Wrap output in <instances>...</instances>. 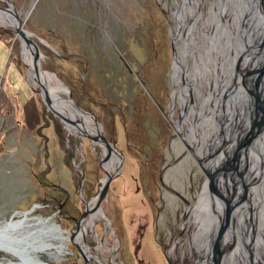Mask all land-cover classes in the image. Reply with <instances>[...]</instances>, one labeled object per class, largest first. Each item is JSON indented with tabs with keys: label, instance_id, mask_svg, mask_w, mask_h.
<instances>
[{
	"label": "rangeland",
	"instance_id": "1",
	"mask_svg": "<svg viewBox=\"0 0 264 264\" xmlns=\"http://www.w3.org/2000/svg\"><path fill=\"white\" fill-rule=\"evenodd\" d=\"M180 1L0 0L1 16L6 15L0 18V223L26 214L16 224L23 230L50 218L68 237L107 175L104 142L71 132L31 88L40 90L44 83L48 95L63 102L67 93L56 88L48 71L99 123L88 118L98 126L97 137L116 152L114 176L100 203L104 218L85 223L91 250L96 252L97 239L108 248L101 250L102 261L83 253L88 264H168L166 255L189 264L196 258L192 251L202 234L192 213L199 186L210 178L193 157L182 185L165 178L189 153L188 147L176 152L171 146L179 138L173 117L180 116L171 71L177 46L183 48L178 31L188 24L175 19ZM208 4L200 3L203 12ZM12 7L38 46L44 80L40 74L33 78L22 56L26 43L11 25ZM189 59L192 64L194 56ZM240 189L236 184V195ZM166 194L175 199L169 202ZM77 246L67 239L61 256L39 255L49 264H85ZM15 261L0 252L3 264Z\"/></svg>",
	"mask_w": 264,
	"mask_h": 264
},
{
	"label": "bare ground",
	"instance_id": "2",
	"mask_svg": "<svg viewBox=\"0 0 264 264\" xmlns=\"http://www.w3.org/2000/svg\"><path fill=\"white\" fill-rule=\"evenodd\" d=\"M203 1L205 0H181L174 11L176 21H188V24L182 31H178L182 36L184 46L182 45V49L181 46H177L171 71L174 82L172 97L180 103V116L173 117L179 138L173 140L171 146L176 152L188 147L189 153L183 156L177 164L171 165L165 173L166 180H170L174 186L182 185L185 164L188 163L189 157H193L206 170L213 183L219 187L220 191L213 190L210 179H208L197 190L201 193L197 194L199 198L192 218L197 225L196 231L202 233L212 228L213 200L208 186L213 191L214 214L222 213L223 210L222 222L226 212L225 200L230 199L232 189L236 184L238 187L241 186V189L238 192L240 195L238 193L236 195L234 190L235 198L231 203L233 208L246 199L251 214L252 210L259 208L256 202L264 196V108L262 111L259 105L263 102L264 107V75L256 79L264 57L262 51L264 47V37L262 38L264 0H208L209 4L204 12L199 6ZM12 10L11 15L13 16L10 17L14 29L17 27L18 19L15 17L13 7ZM5 17L6 15L1 16L0 13V18L5 19ZM20 40L23 39L20 38ZM28 47L31 49V54ZM21 48L30 74L35 79H37L36 74H40L44 80V70L39 64L40 51L38 57H35L36 51L33 45L27 46L23 43ZM190 55L194 56L192 64L189 59ZM191 70H193L192 78ZM45 74L56 81L58 90L61 88L67 93L65 97H61L63 102L58 97L59 104L48 95L50 97L49 109L76 121L77 125L68 122L71 132L79 134V131L82 133L85 131L97 138L95 142L97 140L102 142L101 135L97 137L99 136L98 126L88 122L91 116L80 112L74 101L69 98L70 90L61 84L54 73L46 71ZM41 86L44 87V83ZM53 88L49 87V91H54ZM51 95L54 96V93ZM93 121L99 125L95 119ZM257 128H260L259 131ZM238 147L240 151L236 156ZM112 148L111 146L108 151L107 149L102 150V156L107 157L104 166L108 174L114 172L116 165V160H114L116 152L112 153ZM259 149L261 153L256 154L255 151ZM214 163H216L215 166ZM256 178L258 179L255 182ZM216 194L220 196L223 194L226 198L223 201L222 210L219 205L220 196ZM166 197L169 202L175 199L172 194H166ZM96 198L97 196L87 204L89 222L92 225L96 218L104 217L100 208H94ZM230 213L232 214V208ZM259 214V211L255 213L257 217ZM21 216L18 220L12 218L0 223V252L17 258L14 263L5 264H49L40 257V253L55 258L66 251L67 236L63 234L59 225L47 218L41 219L40 223H30L25 229L20 230L16 224L27 218L26 214ZM83 220L84 218L77 225L79 228ZM234 221L230 220L229 215L224 231L226 233H223L221 241L224 249L234 238ZM259 226L260 224L257 227ZM87 228L85 226L77 235L83 251L79 248L87 257H96L102 261L101 250L105 248L103 243L97 242L96 252L86 249V236L89 234ZM258 228L257 231H259ZM75 243L77 244L76 241ZM197 249L199 252L208 251L205 248L202 250L199 246ZM210 260L209 256L208 264L211 263ZM0 264L3 263L0 262ZM114 264L117 263L114 262Z\"/></svg>",
	"mask_w": 264,
	"mask_h": 264
},
{
	"label": "flooded vegetation",
	"instance_id": "3",
	"mask_svg": "<svg viewBox=\"0 0 264 264\" xmlns=\"http://www.w3.org/2000/svg\"><path fill=\"white\" fill-rule=\"evenodd\" d=\"M260 149L258 151H255V150H253V151H255L256 154L258 152L261 153ZM253 155H254V152H253ZM263 171H264V168H263ZM258 178L255 179V182L257 181ZM215 190L220 191L219 187H217V188L215 187ZM210 191H211V197L213 200V220H211L212 228L210 229V231H207V232L204 231V233H202L200 231V233L202 234L203 237L199 238V240L201 242L198 241L199 248H202V250H203V248H205V249H208V251L207 252H203V251L199 252L198 250H197V252H195L196 250L192 251L194 256H196V258H192V260H190L191 263L189 262V264H208L207 261H208L209 256L211 257V260H210L211 263L210 264L215 263V256H214V253L212 250V246H213L212 244H213V239L215 238L216 232L220 226V221L222 219V213H223L222 209L224 208L223 201L226 198L223 194L221 196H220V194L219 195L216 194V195L220 196V198H219L220 204L219 205H220V210H222V213H218V214L215 213L214 214V199H213V195H212L213 191L211 188H210ZM231 194H232L231 195L232 198L230 197V199H226V201L228 202V204L232 208V214L230 213V220L234 221V219H235L234 231H233L234 232V238L230 241L229 244H227L225 249H224L223 244L220 246V250H221L220 255L221 256H220L219 264H234V263L235 264H253V263H256V264L262 263L263 264L264 263V256H262V250L264 249V196L260 198L259 202L258 201L256 202V205L258 204L259 208L257 207V210H254V211L252 210V213L250 214V210H248V205H247L248 201L246 199L240 205L235 206L236 208L235 207L233 208V205L231 203L233 202V200L235 198L234 188L232 189ZM238 195H240V193ZM259 197H260V195H259ZM244 205H246L247 208ZM237 207H238V210H237ZM239 208H240V210H239ZM257 211H259V213H260L258 217L255 215V213ZM233 212L235 213V215H233L234 214ZM103 215H104V213H103ZM220 216H221V218L219 220ZM100 218H104V217H100ZM87 219H90L89 212L86 214V216H84V220H83L80 228L78 230H76V232H75V238L74 239L81 249H82V247L80 246V243L78 242L77 235L80 234V232L86 226L85 223H86ZM88 223H90V222L88 221ZM259 224H260V226L258 228L257 226ZM257 228L259 229V231H257ZM224 233H226V232H224ZM201 239H204V240L202 241ZM98 241L101 242V244L102 243L104 244V242L102 240L97 239V242ZM195 245L197 246V244H195ZM105 247L108 248V246H105ZM109 248L111 249L112 255L114 256V250L112 251V249H114V248L110 247V246H109ZM192 248H193V246H192ZM86 249H87V251H89V250L91 251V248L88 246V244L86 246ZM82 251H83V249H82ZM188 257H190V255ZM86 259H87V257H86ZM165 259H166L168 264H180V262H181V261L179 262L178 260H176V258L171 259L167 255L165 256ZM188 259L189 258H185L182 261H185ZM87 260H90V259H87ZM110 261H111V258H110ZM82 262L84 263L83 258H82ZM187 263L188 262L185 261V263H183V264H187Z\"/></svg>",
	"mask_w": 264,
	"mask_h": 264
},
{
	"label": "water",
	"instance_id": "4",
	"mask_svg": "<svg viewBox=\"0 0 264 264\" xmlns=\"http://www.w3.org/2000/svg\"><path fill=\"white\" fill-rule=\"evenodd\" d=\"M17 17V16H16ZM17 19H18V24H17V27L16 28H14V30H15V32H17L18 33V35L25 41V43L27 44V45H33L34 46V48H35V57H38V53H39V50H38V47H37V45H36V43L32 40V38L30 37V32H28V31H26L24 28H23V20L22 19H19L18 17H17ZM264 37V28H263V31H262V38ZM263 55H264V47H263ZM260 66H261V68L259 69V71H258V74L256 75V79H260V77H262L263 75H264V57H263V59H262V64H260ZM61 82V84H63L64 86H66L62 81H60ZM245 83V82H244ZM30 86H31V88L33 89V91H36V92H39V93H41V95H42V97H43V99L45 100V102H46V105L48 106V108H49V103H50V97L48 96V94H47V91H46V89L43 87V86H41L40 87V90H35L34 89V87L30 84ZM67 87V86H66ZM68 88V87H67ZM69 89V88H68ZM68 96H69V98L71 99V100H73V98H72V94H71V92L69 91V93H68ZM74 101V100H73ZM75 103V102H74ZM260 106H261V109H262V111H263V102H260V104H259ZM75 106H76V108L80 111V112H82V113H84L85 115H88V116H90L91 114L89 113V112H87V111H83V110H81L77 105H76V103H75ZM51 111H52V113H54L55 115H57V114H59V113H56L54 110H52L51 109ZM60 115V114H59ZM60 117H61V119L64 121V122H69V123H71V124H73V125H77V123H76V121L75 120H72L71 118H68V117H64V116H62V115H60ZM255 125V124H254ZM259 129L260 128H257V130L259 131ZM80 135H86L87 137H89L90 139H92V138H95V137H93L92 135H90L89 133H86L85 131H83V133H81ZM101 139H102V141L104 142V144L108 147V149H110L111 148V144H110V142L109 141H107L102 135H101ZM236 156H238V148H237V150H236ZM234 165V164H233ZM208 175V174H207ZM114 175L113 174H108L107 173V175H106V177H105V179H104V183H103V185L98 189V191L96 192V196H97V198H96V202H95V204H94V208L95 209H99L100 208V203H101V201L103 200V198H104V196L107 194V192H108V187H109V183H110V180L112 179V177H113ZM208 177H209V175H208ZM210 185H211V188L212 189H214L215 190V188H214V184H213V181H212V178H210ZM225 210H226V212H225V215H224V219H223V222L222 221H220V226H219V228H218V230H217V232H216V235H215V238L213 239V246H212V250H213V253H214V256H215V263L216 264H219V260H220V253H221V250H220V246H221V241H222V235H223V233H224V231H225V229H226V226H227V224H228V219H229V215H230V212H231V208H230V205L228 204V202L225 200ZM88 213V209H87V206H86V209L83 211V213L81 214V216H80V218L79 219H77L76 220V224L78 225L80 222H81V220L84 218V216H86V214ZM11 219V218H10ZM9 219V220H10ZM63 232H66V231H64V230H62ZM70 233V236H68L67 237V239H69L71 242H73L74 244H75V241H74V237H75V233H74V231H71V232H69ZM78 247V246H77ZM78 249H79V252L81 253V256H82V258H83V260H84V263L85 264H88V260L86 259V257L82 254V252H81V250H80V248L78 247Z\"/></svg>",
	"mask_w": 264,
	"mask_h": 264
}]
</instances>
